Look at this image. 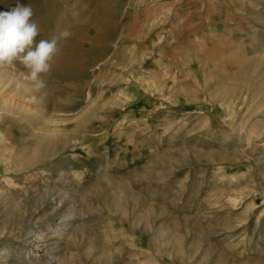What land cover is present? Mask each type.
Instances as JSON below:
<instances>
[{"label": "rangeland", "instance_id": "1", "mask_svg": "<svg viewBox=\"0 0 264 264\" xmlns=\"http://www.w3.org/2000/svg\"><path fill=\"white\" fill-rule=\"evenodd\" d=\"M19 3L68 36L0 67V264H264V0Z\"/></svg>", "mask_w": 264, "mask_h": 264}, {"label": "clouds", "instance_id": "2", "mask_svg": "<svg viewBox=\"0 0 264 264\" xmlns=\"http://www.w3.org/2000/svg\"><path fill=\"white\" fill-rule=\"evenodd\" d=\"M32 17L31 6L19 0L8 10H0V67L21 64L30 85L27 100L39 104L44 99L45 77L50 72L51 62L68 33L61 31L37 40L40 29Z\"/></svg>", "mask_w": 264, "mask_h": 264}, {"label": "crops", "instance_id": "3", "mask_svg": "<svg viewBox=\"0 0 264 264\" xmlns=\"http://www.w3.org/2000/svg\"><path fill=\"white\" fill-rule=\"evenodd\" d=\"M190 23V22H189ZM196 27H197V23H196ZM128 29H129V26H128ZM209 50L211 51V52H216L217 51V47H215V46H211L210 48H209Z\"/></svg>", "mask_w": 264, "mask_h": 264}]
</instances>
